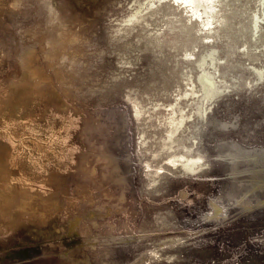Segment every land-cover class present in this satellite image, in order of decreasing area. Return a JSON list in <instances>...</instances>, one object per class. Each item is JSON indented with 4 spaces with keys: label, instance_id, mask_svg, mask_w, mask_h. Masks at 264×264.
Here are the masks:
<instances>
[{
    "label": "rangeland",
    "instance_id": "374dc122",
    "mask_svg": "<svg viewBox=\"0 0 264 264\" xmlns=\"http://www.w3.org/2000/svg\"><path fill=\"white\" fill-rule=\"evenodd\" d=\"M0 264H264V0H0Z\"/></svg>",
    "mask_w": 264,
    "mask_h": 264
},
{
    "label": "bare ground",
    "instance_id": "6f19581e",
    "mask_svg": "<svg viewBox=\"0 0 264 264\" xmlns=\"http://www.w3.org/2000/svg\"><path fill=\"white\" fill-rule=\"evenodd\" d=\"M137 114H138V113H137ZM175 118H176V117H175ZM178 119H179V118H178ZM176 121H178V120H176ZM181 121H182V120H181ZM179 122H180V120L178 121V123H179ZM180 123H181V122H180ZM175 124H177V123H175ZM178 125H179V124H178ZM178 125H177V126H178ZM172 126H174V125H172ZM174 127H176V126H174ZM174 129H176V128H174ZM174 131H175V130H173V132H174ZM174 133H175V132H174ZM174 133H173V134H174ZM171 135H172V134H171ZM147 162H148V161H147ZM194 168H195V167H194ZM159 170H160V169H159ZM161 170H162V169H161Z\"/></svg>",
    "mask_w": 264,
    "mask_h": 264
},
{
    "label": "water",
    "instance_id": "95a60500",
    "mask_svg": "<svg viewBox=\"0 0 264 264\" xmlns=\"http://www.w3.org/2000/svg\"><path fill=\"white\" fill-rule=\"evenodd\" d=\"M212 180H214V179H212Z\"/></svg>",
    "mask_w": 264,
    "mask_h": 264
}]
</instances>
